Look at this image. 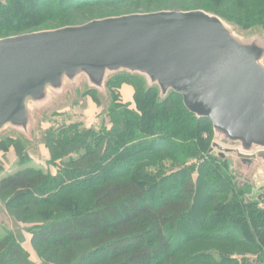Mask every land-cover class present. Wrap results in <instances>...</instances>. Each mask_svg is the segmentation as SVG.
Listing matches in <instances>:
<instances>
[{
    "label": "trees",
    "instance_id": "trees-1",
    "mask_svg": "<svg viewBox=\"0 0 264 264\" xmlns=\"http://www.w3.org/2000/svg\"><path fill=\"white\" fill-rule=\"evenodd\" d=\"M161 11H205L236 30L264 31V0H6L0 39ZM123 86L133 89V104L119 100ZM107 91V97L84 92L105 106L100 115L107 123L66 121L44 130L55 174L37 167L0 180V209L16 226L33 225L27 233L39 258L46 264H264V209L250 200L253 186L210 154L211 122L191 114L174 92L162 99L140 76L114 75ZM12 135L1 148L25 158L31 142ZM0 264H35L20 232L0 237Z\"/></svg>",
    "mask_w": 264,
    "mask_h": 264
},
{
    "label": "water",
    "instance_id": "water-1",
    "mask_svg": "<svg viewBox=\"0 0 264 264\" xmlns=\"http://www.w3.org/2000/svg\"><path fill=\"white\" fill-rule=\"evenodd\" d=\"M121 73L142 77L162 99L180 95L191 114L208 119L210 153L236 155L247 168L264 163V36L241 37L205 11L131 14L0 39V134L33 142L35 114L82 83L107 97L108 79ZM263 188L256 180L250 200L264 197Z\"/></svg>",
    "mask_w": 264,
    "mask_h": 264
},
{
    "label": "rangeland",
    "instance_id": "rangeland-1",
    "mask_svg": "<svg viewBox=\"0 0 264 264\" xmlns=\"http://www.w3.org/2000/svg\"><path fill=\"white\" fill-rule=\"evenodd\" d=\"M236 30V28H235ZM236 33L244 38L250 37L252 35H261L264 36V31H254L247 30L241 31L236 30ZM87 86L85 83H82L77 91L70 89L69 96L62 101H59L54 107L48 110L44 114H35L34 117V130H33V142L26 145V157L19 158L17 156L16 150L14 148H9L4 150L0 145V180L3 178L12 175L17 171H23L28 168H37L44 167V169H48L52 173H56L55 167H50L47 162L50 160V153L46 146L43 144L44 138V130L48 129L53 123H65L68 122H83L87 126H99L103 121L107 123V118L103 115H100L103 111L104 105L98 107L99 104L94 101L89 95H85L84 92ZM78 92V93H77ZM120 95L119 100L126 104H133L134 102V91L132 88L128 86H123L122 90L118 92ZM12 134H17L11 130H8L2 134H0V142L4 140V138L13 136ZM19 135V134H18ZM215 143V139L213 144ZM1 144V143H0ZM2 147L5 148L4 145ZM216 157L220 158L217 151H213L212 153ZM221 159V158H220ZM229 162V167L231 164L235 165V170L237 173L245 175L248 177L253 173L255 168L264 169V163L260 165H255L250 170L245 168V165L241 163V160L236 156L232 155L227 157L226 159ZM196 174V175H195ZM193 176L194 180L198 179L197 173ZM236 177V176H235ZM237 180H240L236 177ZM250 184L254 187V182H250ZM262 204V199H259ZM3 209V208H2ZM0 209L1 221H0V237L3 236L7 231L11 230L15 233L20 232L22 234L23 239V247L26 252L29 254L31 261L35 264H46L44 263L33 246L31 245V235L27 233V228L29 229L33 225H15L9 217L6 216L5 212Z\"/></svg>",
    "mask_w": 264,
    "mask_h": 264
},
{
    "label": "flooded vegetation",
    "instance_id": "flooded-vegetation-1",
    "mask_svg": "<svg viewBox=\"0 0 264 264\" xmlns=\"http://www.w3.org/2000/svg\"><path fill=\"white\" fill-rule=\"evenodd\" d=\"M242 164L244 165V163L242 162ZM245 168H247L245 166ZM247 169H251L250 167L247 168ZM239 174V173H238ZM246 180H251V182L253 181L254 182V187H255V181L257 180L258 184L260 185H264V169H261V168H255V170L253 171V173L251 175H249L248 177H245L244 175V178L240 180L245 181ZM264 189V188H263ZM258 199H262V205L264 204V197H261V198H258Z\"/></svg>",
    "mask_w": 264,
    "mask_h": 264
}]
</instances>
